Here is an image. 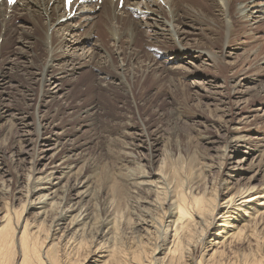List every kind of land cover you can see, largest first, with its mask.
<instances>
[{
	"label": "bare ground",
	"instance_id": "bare-ground-1",
	"mask_svg": "<svg viewBox=\"0 0 264 264\" xmlns=\"http://www.w3.org/2000/svg\"><path fill=\"white\" fill-rule=\"evenodd\" d=\"M144 4L138 9L137 0H126L118 10L111 0H103L98 9L96 4L89 3L79 6L76 15L68 17L62 0H20L10 14L0 3V47L14 40L12 55L25 53L24 58L34 69L31 79H37L42 88L48 86L42 94L51 100L66 93L61 86L63 80L71 81L91 63L95 64L98 84L113 85L129 93L133 80L130 72L127 80L122 68H108L107 72L103 67L113 58L111 52H117L125 56L128 69L132 66L147 72L149 66L140 61L139 52L143 51L136 43L140 35L146 42L144 52L150 61L149 68L157 76L166 70L167 60L171 59L205 56L215 62L211 50L201 42L185 41L188 34L209 30L207 22L210 23L211 16L226 19L232 12L245 21L248 31L254 33L264 28V0H144ZM18 7L24 11L16 16ZM209 9L214 15L209 14ZM66 16L68 19L61 21ZM15 18H20L18 25H13ZM67 37L73 40L68 41ZM226 39L221 52L231 50ZM109 40L113 45L109 46ZM89 44V60L84 58L85 54H80L79 60L70 55L71 49L84 52ZM38 50L45 53L40 66L31 60ZM9 64V58L0 64V88L11 80L13 71ZM89 109L96 112L97 106ZM10 111L9 107L3 108L0 118ZM16 115L21 126L31 125L27 123L30 114L21 111ZM38 116H34V129L45 148L33 158L42 164L41 170L30 164L33 173L29 175V193L36 195L38 201L27 199L26 208L35 209L36 223L21 218L23 205L16 209L5 206L0 216V264H264V185H239L232 191L234 187L223 179L219 180L218 189L208 188L196 178L194 167L189 166L186 172L182 165L167 164L165 157L159 159L154 171L145 173L143 165L133 161L136 154L130 143L115 137V142L108 139L117 148L113 154L117 151L115 157L130 163L132 160L133 167L122 164L114 173L99 176L77 168L73 171L71 155L60 154L67 132H51L41 124L42 115ZM129 130L125 134L139 147H147L152 157L158 155L156 139L147 141L143 130L134 132L132 138ZM231 140L229 152L233 157L253 153V148L239 151V142L246 140L244 136ZM243 160H236V164ZM250 172L252 168L248 166L241 174ZM219 214L220 219L216 220ZM49 231L56 237L46 242ZM55 240H60V244Z\"/></svg>",
	"mask_w": 264,
	"mask_h": 264
},
{
	"label": "rangeland",
	"instance_id": "rangeland-1",
	"mask_svg": "<svg viewBox=\"0 0 264 264\" xmlns=\"http://www.w3.org/2000/svg\"><path fill=\"white\" fill-rule=\"evenodd\" d=\"M140 5L145 4L141 1ZM18 9L23 8H17L14 12L16 16L24 11ZM209 12L214 15L211 9ZM229 16L226 19L211 16L212 20L207 22L209 30L196 35L188 34L185 38L190 44L193 41L188 39L201 42L203 47L211 50L215 62L205 56L202 59H171L167 60L166 70H161L156 76L150 70V61L144 52L147 50L144 46L146 42L142 41L144 37L141 35L136 43L138 49L143 51L139 52L140 61L142 59L141 62L150 67L147 66V72L142 73L143 69L141 71L132 66V70L130 67L128 69L124 55L111 52L113 58L103 69L109 72L108 68H122L127 80V72H130L134 81H130L129 93L113 85L106 87L98 84L97 70L95 64L91 63L71 81L63 80L61 86L66 93L50 100L42 94L48 86L42 88L37 79H31L34 69L24 58L25 53L23 56L12 55L14 40L10 39L5 46H1L0 64L9 58L8 67H12L13 72L11 80L0 88V111L6 107L11 109L10 114L0 118V216L5 206L16 209L23 205L21 218L36 223L35 209H26L29 199L38 201L36 195L29 193V175L33 173L31 165L35 170H41L42 164L34 162L33 158L39 154L38 150L45 148L43 142L37 139L34 129L36 114L42 115L39 118L41 124L51 132H67L60 154L71 155L73 171L77 168L85 174L95 173L99 176L106 172L114 173L122 164L133 167L134 161L142 164L143 171L146 173L149 170V173L156 169L159 159L165 157L167 164L182 165L186 172L194 167L196 178L208 188L218 189L219 180L223 179L228 181L229 187H234L232 191L239 185L251 184L258 188L264 185V28L254 29L252 33L245 27V21H240L232 12ZM19 21L20 18H15L13 25H18ZM21 35L26 38L25 34ZM1 36L4 37V34ZM225 38L231 46V50H226L230 52H221ZM108 44L113 45L110 40ZM87 49H91V44L85 47L84 52L71 49L70 55L79 60L85 54L84 58L89 60L91 50ZM44 56L45 53L38 50L31 60L40 66ZM159 57L156 56L158 60ZM53 86L50 84L49 88L54 91ZM93 105L97 106L96 112L89 109ZM21 111L30 114L27 123L31 125L27 128L21 126L15 117ZM128 129L132 138L134 132L143 130L147 141L156 139L160 149L158 155L152 157L147 147H139L138 142L125 134ZM237 135L246 138L245 142H239L240 145L244 144L239 151L254 149L248 157L244 154L233 157L232 151L229 152L231 139ZM112 138L132 143L129 147L136 156L131 163L123 157H115L117 151L113 152L117 148L112 144L116 140ZM236 160L243 161L236 164ZM248 166L252 172L241 174ZM251 175L254 180L250 178ZM88 205L93 208L92 203ZM217 219H220V214L216 216ZM55 237L56 234L49 231L46 242Z\"/></svg>",
	"mask_w": 264,
	"mask_h": 264
}]
</instances>
